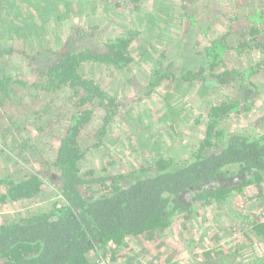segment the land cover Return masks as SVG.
Returning a JSON list of instances; mask_svg holds the SVG:
<instances>
[{"label": "trees", "instance_id": "16d2710c", "mask_svg": "<svg viewBox=\"0 0 264 264\" xmlns=\"http://www.w3.org/2000/svg\"><path fill=\"white\" fill-rule=\"evenodd\" d=\"M23 1L0 0V211L29 201H36L37 208L3 220L0 264H97L101 258L123 264L120 255L125 254L127 240L161 242L167 231L198 216L199 208L216 205L231 215V202L251 207L243 213L247 210L255 234L264 238L263 123L240 130L229 127L235 115L251 112L262 97L255 79L264 76V0H227L226 10L218 12L209 9V2L200 7L199 0H179L175 17L184 28L186 44L179 40L172 56L164 50L144 82L128 74L136 64L135 44L146 36V29L129 27L104 39L96 32L99 25L71 21L73 16L91 18V0ZM118 3L144 14L145 0ZM221 18L230 25L216 33ZM204 20L206 27L201 26ZM60 21L68 28L65 38L56 47L41 44L56 37ZM162 22L149 14L145 26L155 31ZM153 37L149 40L155 44ZM204 40L208 44L201 50ZM164 41L167 45L169 39ZM251 52L260 60L252 59L243 68L229 56L245 58ZM19 61L23 70L16 71ZM87 66L115 68L126 84L140 85L139 101L161 84L173 86L176 93L169 92L166 99L173 104L177 98L184 100L181 110L194 105L202 86L220 92L231 89L234 95L225 92L206 109L193 106L182 111L183 118L190 116L195 124L204 120L205 127L197 131L200 140L188 149V158L155 155L128 174L107 175L83 169V163L106 147L124 105L85 72ZM200 101L207 104L202 97ZM168 118L177 130L176 117ZM151 141L146 139L143 155ZM35 151L37 169L27 171L23 164L32 163L28 153ZM11 161L19 167L17 172L6 166ZM233 178L238 182H228ZM187 191L190 199L184 203L180 196ZM41 202L48 204L40 207Z\"/></svg>", "mask_w": 264, "mask_h": 264}, {"label": "rangeland", "instance_id": "374dc122", "mask_svg": "<svg viewBox=\"0 0 264 264\" xmlns=\"http://www.w3.org/2000/svg\"><path fill=\"white\" fill-rule=\"evenodd\" d=\"M81 1L83 0H79V2ZM84 1L86 2V0ZM91 2L95 5H92L91 18L87 20L73 16L71 20L73 23L84 26H88V23L99 25L100 29L96 32H101L104 39L118 36L130 29L129 27L146 29V36L140 37L135 44L134 58L136 64L133 65L132 70H129L128 76H140L139 78L143 79L144 82L145 73L150 71L164 50H167L168 55L172 56L176 48L181 45L177 43L179 40L182 39V43L186 44L184 41H187V37L184 28L183 30L182 28L180 29V21L175 17L176 9L178 4H180L179 0H145L146 4L143 7L145 10L142 11L144 14L139 11H131L125 8L124 5L121 6L118 0H104V2L100 1V3L99 0H91ZM208 2L210 3L209 9L213 10L212 8H216V12L226 10L228 6L227 0H199L198 5L204 7ZM21 3H24V1L21 0ZM102 3L104 4L101 6ZM149 14H155L157 18L161 17L163 19L160 26L158 24L154 26L155 31L145 26V23L148 22ZM142 18L147 19L142 21ZM164 21H168L169 25L164 26ZM202 25L206 27L208 22L204 20ZM229 25L226 20L221 18V21L216 23V33H223ZM67 29V26L61 21L57 22L56 33H53L56 37H47L40 43L56 47L61 38H65L64 32L67 33ZM152 35L155 40L157 39L155 44L149 40ZM169 36L171 38H168ZM159 38L163 39V41H158ZM166 39H169L167 45H165L164 41ZM207 44L204 40L201 50ZM152 46L155 47L153 48ZM149 53L152 56H148ZM185 56L184 53L181 54V57ZM229 56L232 61L236 62L238 68L249 66L252 59L255 61L260 60L257 52L246 54L245 58L231 55V53ZM174 58H177L175 60L176 64H179L178 61L182 62L179 59L180 57H177V54ZM16 69V71L23 70L20 61L17 63ZM26 70L30 71V68H26ZM85 70L87 74L98 80L105 89L124 105L121 115L115 120L113 135L106 143V149L104 148L90 155L84 159L83 163V169L91 168L96 171H105L107 175L128 174L134 169L142 168L152 157H156L155 155H173L175 158L178 157L180 159L188 158L190 151L194 149L196 142L200 140L197 131L200 133L205 127L204 123H202L204 120H199V123L195 124L190 116L183 118V115H180L182 111H188L193 106L201 110L206 109L210 101L221 98L225 92L226 95H234L231 89L220 92L208 85L202 86L199 98L194 101V105H188L181 110L179 106L184 100L181 101L180 98H177L173 104L170 99H166V95L169 92L176 93L173 91V86L169 85V88L168 84H161L153 90L152 94L139 101L140 96H137L136 93L140 92L137 90L140 89V85L126 84V78L115 68L87 66ZM255 84L258 90L263 91L262 97L251 112L235 115L230 120L229 127L232 130H240L244 126L262 122L263 124L261 123L262 125L260 126L259 124V126L264 132V76H258L255 79ZM205 92L206 95L204 94ZM200 97L205 99L207 104H202ZM201 110H198L197 116L201 114ZM168 117H173V119L176 117L174 121H176L177 130L172 128L173 120ZM192 118L193 120L195 119L194 116ZM148 137L154 142H150L148 154L143 155L141 150L146 145L145 141ZM51 143L56 150L58 140L54 139ZM152 147L155 149L154 152H151ZM184 149H187V151ZM37 153L38 151L28 153V158H32L33 161L30 165L23 164L28 169L27 171H35L37 169V158H34ZM6 166L15 172L19 168L15 161H11ZM247 192L250 194L249 189L246 190ZM46 204L48 202H41L39 206L45 207ZM35 208H37V202L29 201L27 203L20 202L15 207L0 211V225L4 222L5 217L13 216V218H17L21 215H27L28 211ZM195 208L197 209L199 206L196 205ZM228 209L231 210V215H227V212L225 213L226 210L222 211L216 205L199 208L197 209L198 216L177 224L174 228L167 231L163 240L158 243L151 242L148 244L141 237L127 240L126 244L128 245L124 248L125 254L120 255L122 263L264 264V238L255 234L254 226H251L254 219L250 218V216L249 218L247 217L245 214L247 210L244 213L242 210H249L251 207H242L239 202H231L228 205ZM244 217H247V219ZM199 239L201 240L197 241ZM191 242L196 245L193 247L190 244ZM213 250L217 252H213ZM230 260H233V262L230 263Z\"/></svg>", "mask_w": 264, "mask_h": 264}, {"label": "built area", "instance_id": "2783aa9c", "mask_svg": "<svg viewBox=\"0 0 264 264\" xmlns=\"http://www.w3.org/2000/svg\"><path fill=\"white\" fill-rule=\"evenodd\" d=\"M262 218H263V221H264V215L262 216ZM110 261L111 260L109 258H108V260L104 259V258H101V260H99V262L97 264H111Z\"/></svg>", "mask_w": 264, "mask_h": 264}, {"label": "water", "instance_id": "95a60500", "mask_svg": "<svg viewBox=\"0 0 264 264\" xmlns=\"http://www.w3.org/2000/svg\"><path fill=\"white\" fill-rule=\"evenodd\" d=\"M233 182H238V179L237 178L230 179V183H233ZM188 195H189V191L181 195L180 198L187 197Z\"/></svg>", "mask_w": 264, "mask_h": 264}, {"label": "flooded vegetation", "instance_id": "af4514ba", "mask_svg": "<svg viewBox=\"0 0 264 264\" xmlns=\"http://www.w3.org/2000/svg\"><path fill=\"white\" fill-rule=\"evenodd\" d=\"M228 182H230V180H229ZM187 199H190V197L187 196V197L180 198V200H181L182 202H184V203H186V200H187Z\"/></svg>", "mask_w": 264, "mask_h": 264}, {"label": "crops", "instance_id": "0c3cea01", "mask_svg": "<svg viewBox=\"0 0 264 264\" xmlns=\"http://www.w3.org/2000/svg\"><path fill=\"white\" fill-rule=\"evenodd\" d=\"M212 262V261H211Z\"/></svg>", "mask_w": 264, "mask_h": 264}]
</instances>
